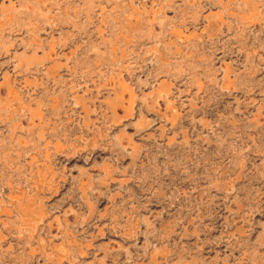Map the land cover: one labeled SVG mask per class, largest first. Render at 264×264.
<instances>
[{
    "label": "rangeland",
    "instance_id": "1",
    "mask_svg": "<svg viewBox=\"0 0 264 264\" xmlns=\"http://www.w3.org/2000/svg\"><path fill=\"white\" fill-rule=\"evenodd\" d=\"M0 264H264V0H0Z\"/></svg>",
    "mask_w": 264,
    "mask_h": 264
}]
</instances>
